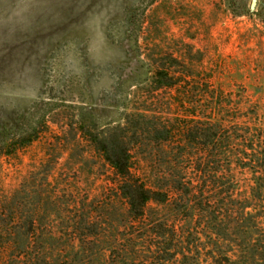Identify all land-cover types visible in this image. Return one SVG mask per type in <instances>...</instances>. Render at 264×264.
<instances>
[{
    "label": "rangeland",
    "instance_id": "1",
    "mask_svg": "<svg viewBox=\"0 0 264 264\" xmlns=\"http://www.w3.org/2000/svg\"><path fill=\"white\" fill-rule=\"evenodd\" d=\"M158 70L183 83L157 89ZM187 83L197 109L181 104ZM193 120L222 127L206 151L221 178L208 191L221 199L201 231L202 264H264V163L249 162L264 136V0H0V201L60 223L55 210L114 196L97 138L153 143L149 170L167 173L174 150L144 131L166 125L179 143ZM30 134L31 145L3 148ZM112 205L125 222V204ZM153 212L178 225L186 216Z\"/></svg>",
    "mask_w": 264,
    "mask_h": 264
},
{
    "label": "trees",
    "instance_id": "2",
    "mask_svg": "<svg viewBox=\"0 0 264 264\" xmlns=\"http://www.w3.org/2000/svg\"><path fill=\"white\" fill-rule=\"evenodd\" d=\"M153 81L157 89H173L183 83H175L169 70L156 71ZM188 85L181 104L188 103L197 109L198 102H193ZM203 98L210 103L207 110L215 111L217 97L212 94ZM188 113V118L197 117V112ZM221 129V126L214 128L215 134H212L213 129L204 124H185L179 133L186 140L174 143V129L158 124L147 127L144 134L155 137L158 148L174 150V158L163 164L167 173L149 170L153 143L97 138V150L115 177L112 183L115 199L106 194L101 200L74 202L71 210H55L64 215L57 223L43 221L35 212H26L25 208L14 206V201L4 198L0 201V264H202L209 248L201 231L208 215H215L210 205L221 199L220 193L213 195L208 191V184L216 185L221 178L211 170L212 164L218 161L208 159L206 151L214 145ZM35 139L37 136L30 134L29 140H21L18 145L9 139L3 148L13 149L15 153L17 147L25 148ZM256 143L251 145L249 162L263 167L260 163H264V136ZM139 151H147L149 155L141 158L137 156ZM231 156L234 155L227 157ZM228 179L230 183L231 176ZM231 193H225L230 195L228 199H234ZM261 194L260 191L258 195L261 197ZM116 200L125 204L122 213L125 222L113 220L114 213L109 212L111 207L107 205L114 208L112 204ZM49 203L52 207L57 205L54 192ZM154 206L172 208L177 216L186 214L183 223L178 225L176 219L151 213Z\"/></svg>",
    "mask_w": 264,
    "mask_h": 264
},
{
    "label": "water",
    "instance_id": "3",
    "mask_svg": "<svg viewBox=\"0 0 264 264\" xmlns=\"http://www.w3.org/2000/svg\"><path fill=\"white\" fill-rule=\"evenodd\" d=\"M256 2H257V0H252V9H254Z\"/></svg>",
    "mask_w": 264,
    "mask_h": 264
}]
</instances>
